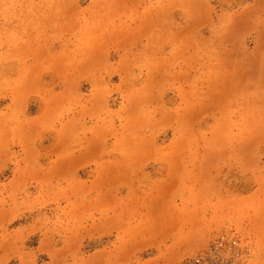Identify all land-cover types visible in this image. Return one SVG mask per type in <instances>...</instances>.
I'll return each mask as SVG.
<instances>
[{
	"label": "rangeland",
	"instance_id": "rangeland-1",
	"mask_svg": "<svg viewBox=\"0 0 264 264\" xmlns=\"http://www.w3.org/2000/svg\"><path fill=\"white\" fill-rule=\"evenodd\" d=\"M256 1L0 0V264H264Z\"/></svg>",
	"mask_w": 264,
	"mask_h": 264
},
{
	"label": "built area",
	"instance_id": "built-area-1",
	"mask_svg": "<svg viewBox=\"0 0 264 264\" xmlns=\"http://www.w3.org/2000/svg\"><path fill=\"white\" fill-rule=\"evenodd\" d=\"M226 249L231 250L235 256H242L246 254L242 249L239 248L236 239L232 238L231 241L230 239L225 241L224 238H221L216 240L214 244H212L210 248L211 251L209 250L210 252H207L206 254L199 257L205 260V262L211 263L213 261H216L218 258H221V255L223 254L222 251L225 252ZM190 264H202V262L201 259H198V260H194ZM224 264H229V263L227 261H224Z\"/></svg>",
	"mask_w": 264,
	"mask_h": 264
},
{
	"label": "crops",
	"instance_id": "crops-1",
	"mask_svg": "<svg viewBox=\"0 0 264 264\" xmlns=\"http://www.w3.org/2000/svg\"><path fill=\"white\" fill-rule=\"evenodd\" d=\"M251 15L255 21V28L252 23H250V26H252L256 32L257 38L261 42L264 39V0H257L251 9L244 13V16L251 17ZM259 45L262 46L260 43Z\"/></svg>",
	"mask_w": 264,
	"mask_h": 264
},
{
	"label": "bare ground",
	"instance_id": "bare-ground-1",
	"mask_svg": "<svg viewBox=\"0 0 264 264\" xmlns=\"http://www.w3.org/2000/svg\"><path fill=\"white\" fill-rule=\"evenodd\" d=\"M223 238L225 239V241H227L229 239V238L226 239V237H223ZM215 241H213L212 244H214ZM212 244L210 245L208 252L211 251L210 248H211ZM222 253L223 254L221 255V258H218L216 261H213L211 263L205 262V260H203L201 257L198 256L192 260H189L186 264H190L194 260H198V259H201L202 264H224V261H227L229 264H242L243 261H245V259L248 258V255H246V254H244L242 256H235L231 250H227L225 252L222 251Z\"/></svg>",
	"mask_w": 264,
	"mask_h": 264
}]
</instances>
